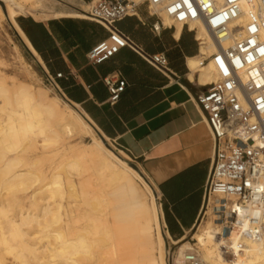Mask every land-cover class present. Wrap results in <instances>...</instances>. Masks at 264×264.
I'll return each mask as SVG.
<instances>
[{
	"label": "bare ground",
	"instance_id": "obj_1",
	"mask_svg": "<svg viewBox=\"0 0 264 264\" xmlns=\"http://www.w3.org/2000/svg\"><path fill=\"white\" fill-rule=\"evenodd\" d=\"M0 2L22 45L40 65L15 19L25 11L37 9L41 0ZM67 4L84 10L81 5ZM158 16L164 27L175 25L176 33L180 32L181 25L162 14ZM66 17L83 18L76 13L54 14L57 19ZM197 38L210 39V35L205 28L198 27ZM213 51L208 47V53ZM188 68L199 73L202 85L217 81L212 65L199 68L197 59H191ZM0 111L4 116L0 120V190L19 187L26 199L19 201L16 196L0 201V264L2 256L11 253L20 264H166L164 242L148 187L135 170L118 160L100 141L93 139L91 145L78 142L96 133L83 114L62 104L57 97H49L48 90L7 84L2 77ZM47 159L56 161L38 174L23 170ZM137 183L151 198L149 207L139 200ZM33 184L38 185L32 188ZM29 188L32 190L27 192ZM150 222L154 236L150 234ZM216 225L221 227L222 235V226ZM193 241L197 251L183 240L170 241L178 245L173 264H264V229L259 241L242 240V251L237 250L234 234L227 239L215 238L205 229L195 234ZM223 247L233 250L231 256H224Z\"/></svg>",
	"mask_w": 264,
	"mask_h": 264
},
{
	"label": "crops",
	"instance_id": "obj_2",
	"mask_svg": "<svg viewBox=\"0 0 264 264\" xmlns=\"http://www.w3.org/2000/svg\"><path fill=\"white\" fill-rule=\"evenodd\" d=\"M18 19L17 27L39 57L42 73L61 74L64 78L56 83L68 104L83 114L99 137L139 166L155 192L164 238L186 239L205 207L203 187L212 156L209 131L194 103L207 85L200 84L199 73L188 68V60L198 55L196 35L188 27L176 33L175 25L154 33L152 27L159 19L144 5L138 7L136 17L116 24L144 53L167 59V71L160 73L128 49L100 65L88 63L89 51L108 37L94 23L75 17ZM112 74L119 75L126 88L110 106L101 80Z\"/></svg>",
	"mask_w": 264,
	"mask_h": 264
},
{
	"label": "built area",
	"instance_id": "obj_3",
	"mask_svg": "<svg viewBox=\"0 0 264 264\" xmlns=\"http://www.w3.org/2000/svg\"><path fill=\"white\" fill-rule=\"evenodd\" d=\"M74 1L85 6L84 10L67 6L65 12L81 14L83 18L77 20L94 23L108 33L87 54L91 65L128 49L156 71H167L163 55L144 53L116 28L125 18L136 17L139 6L159 19L152 27L156 34L165 28L158 14L181 27L196 25L190 30L196 35L198 67L212 65L217 77L194 99L212 142L204 208L210 204L222 226L219 238L234 234L237 250L242 251V240L259 241L264 229V0ZM198 27L205 28L210 39L197 38ZM208 47L214 51L208 53ZM44 78L62 96L56 81L64 77L45 73ZM101 82L109 95L108 104L115 105L126 82L117 74ZM222 252L229 257L233 250L223 247Z\"/></svg>",
	"mask_w": 264,
	"mask_h": 264
},
{
	"label": "rangeland",
	"instance_id": "obj_4",
	"mask_svg": "<svg viewBox=\"0 0 264 264\" xmlns=\"http://www.w3.org/2000/svg\"><path fill=\"white\" fill-rule=\"evenodd\" d=\"M128 1L139 3L142 0L141 1L128 0ZM67 3H74L77 5H81L79 2L74 1V0H41L40 2L41 6H39L34 11H25L21 13L19 16L16 17V19L24 17L28 19L33 18L36 21H46V20H50L54 18V14L56 13L70 14L69 12H65V10H67L66 7L69 6ZM80 8H85V6H82ZM44 74L42 73L35 59L28 53V51L24 48L19 38L16 36L10 23L7 21L5 17L4 4L0 2V77L4 78L7 84L20 83V84L29 86L30 88H32V90H35V91L36 90H43V91L48 90L49 97L55 96L61 101L62 104H67L75 111H78L72 105L68 104V102L64 99L63 96L57 93L54 89L51 88V86L48 85V83L45 82ZM2 119H4V116H3V113H1L0 111V120ZM93 139L100 141L102 145L108 151H111V153H113V155L118 160H120L123 164H125L128 168H130L129 164L135 165L140 172V173L139 172L137 173L142 177L143 180L135 173V171H133L131 168L130 169L136 174V176L147 187L148 185L151 187L148 180L143 176V174H141V169L136 164V162L120 154V152H118L117 147L113 143L105 141L106 144H104V142H102V140L97 135V133L91 136L89 135L84 138H81L78 140V142H80L81 145H91L93 143ZM54 161L56 160H53V161L51 159H47L45 161L42 160L39 164H36L35 166H32L30 164L29 167L23 168V170H26V171L29 170L28 173H31V174L32 173L38 174L39 171L46 170ZM60 172H61V177L65 181V176L63 175L62 171H59V173ZM71 178H72L73 184L77 186V178L75 177L74 173L71 174ZM46 182L48 181H45L44 183ZM137 184H138L137 190H138L139 200L141 201V203L149 207L151 203V198L149 197V195L146 194L142 186L139 183ZM37 185L38 184H33L32 188L34 187L36 188ZM29 186L30 185L28 184V187ZM15 188H17V190ZM15 188L14 190L12 189L13 191H15V193L12 190L8 189L11 191V194L13 193L14 196L13 195L10 196V193H9L10 191L0 190V201H3L5 199H11L9 197L14 198L16 196H17L16 197L17 200L26 201V199L24 198V194H22L23 192L21 193V190H19L20 188L19 187H15ZM32 188H29L27 192H30ZM151 189H152L154 196L152 195L150 189H149V192L153 198V204L155 206L156 215H157L158 229H159L161 238L164 242L163 250H164V255L166 258V264H173V259L176 256L178 245H174L170 243V241L166 240L162 234L161 226H160L159 206L157 205L158 202L155 196V192L152 187ZM65 201H67V199ZM213 216L214 215L213 213H211L210 208L208 210L207 208H204L195 229L191 232V234L186 239H183V242L189 243L192 246V248L195 251H197V247L194 246L195 241H193V236L195 234L206 229V231H209L212 236L217 238L221 231V227L219 225H216L219 223L215 221L216 219ZM154 233L155 231H154L153 223L150 222L151 236H154ZM37 236L38 235H36L35 237ZM195 251L193 252L194 255H195ZM14 257H15L14 253L3 255L2 264H20L19 260L16 261ZM183 264H186V263L184 262Z\"/></svg>",
	"mask_w": 264,
	"mask_h": 264
},
{
	"label": "water",
	"instance_id": "obj_5",
	"mask_svg": "<svg viewBox=\"0 0 264 264\" xmlns=\"http://www.w3.org/2000/svg\"><path fill=\"white\" fill-rule=\"evenodd\" d=\"M100 139L102 140V142H104V144H106L105 141H104V139H102L101 137H100ZM129 166H130L133 170H135L136 172H139L138 168H137L135 165H131V164H129ZM139 173H140V172H139Z\"/></svg>",
	"mask_w": 264,
	"mask_h": 264
},
{
	"label": "trees",
	"instance_id": "obj_6",
	"mask_svg": "<svg viewBox=\"0 0 264 264\" xmlns=\"http://www.w3.org/2000/svg\"><path fill=\"white\" fill-rule=\"evenodd\" d=\"M17 23L20 26V28L25 32L24 26H23V24L21 23V21L19 19L17 20Z\"/></svg>",
	"mask_w": 264,
	"mask_h": 264
}]
</instances>
